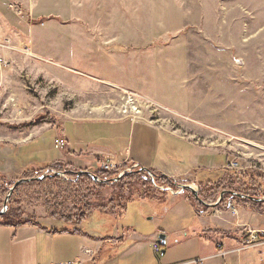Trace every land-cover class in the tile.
<instances>
[{"label":"rangeland","instance_id":"obj_1","mask_svg":"<svg viewBox=\"0 0 264 264\" xmlns=\"http://www.w3.org/2000/svg\"><path fill=\"white\" fill-rule=\"evenodd\" d=\"M0 57L8 63L0 70V142L10 144L0 152H10L14 160L6 167L11 183L21 180L24 165L64 156V134L73 150L102 147L108 132L119 131L108 120H133L138 109L144 123L216 146L220 155L212 163L219 167L235 160L240 165L233 171L257 166L264 171L261 131L255 136L258 148L250 147L253 138L246 132L251 124H264V0H0ZM156 71L158 91L149 90L153 103L136 92L134 82L141 77L148 82ZM25 136L34 138L32 143L24 145ZM92 160L86 156L75 164L89 167ZM214 172L211 181L222 171ZM182 183L147 189L158 199L150 201L136 199L145 190L135 185L134 193L125 194L135 198L127 212L98 228L106 236L122 229L145 234L161 229L168 237L163 251L172 241H185L172 234L175 204L166 196L182 193ZM29 194L22 207L25 220L63 226L48 215L44 191ZM114 205L106 202L101 211L113 214ZM54 210H62L60 202ZM99 216H92L89 226L96 229ZM191 228L185 226L190 233ZM156 257L163 258L162 250Z\"/></svg>","mask_w":264,"mask_h":264},{"label":"crops","instance_id":"obj_2","mask_svg":"<svg viewBox=\"0 0 264 264\" xmlns=\"http://www.w3.org/2000/svg\"><path fill=\"white\" fill-rule=\"evenodd\" d=\"M235 61L242 67L246 64L241 59H235ZM226 66L228 68L227 63ZM162 70H165V67H162ZM158 73L154 72L152 77L149 75L148 82L142 77L140 81L134 82L136 92L148 98L149 101H153L149 90L158 91L154 88ZM182 75L184 76V73L176 74L175 77L181 79ZM108 123L113 124L119 131L108 132L109 138L102 147H91L88 151L71 149V140L69 141L62 131L66 142L64 156L61 155L55 161L72 166L76 170L92 173L99 171V163L110 162L120 166L128 164L133 169L140 167L154 170L176 183L183 181L184 185L196 187L201 183L217 182L225 176L227 162L222 167L212 163L213 156L220 155L219 151L214 150L218 149L216 146L199 144V141H195L194 138L187 139L163 127L153 126L140 120L122 118L108 120ZM232 127L237 130L236 122L232 124ZM221 132H228L226 134L233 137L236 135L228 130ZM246 132L253 138V141H247L252 148L257 141L255 137L257 132H260L264 139V124L263 126H260V123L251 124ZM212 137H216L215 133ZM33 140L34 138L25 136L24 145H29ZM172 144L175 149H172ZM257 145L255 143L256 148H258ZM0 146L5 148L10 144L0 142ZM260 147L263 151H261L262 154L260 153V158L264 161V141L261 142ZM86 156L94 158V162L90 161L89 167H80L75 164V160ZM13 162L10 152H0V174L8 177L6 167ZM261 165L264 169V162ZM26 168H28L27 165H24V170ZM215 170H218V173L222 171L220 179L211 181L208 176H213ZM166 196L167 200L170 198L175 204L171 213L177 225L171 228L175 230L172 234L180 238L185 236L186 240L181 242L171 240L173 246L164 251L162 249L161 260L156 257L153 250V243L158 242L162 236L159 234L162 232L161 229L148 234L122 229L121 233L115 231L112 236H106L98 227H102L105 221H116V217L95 212L92 216L100 215V223L96 225V229L89 226L92 216L87 222L88 226L82 225L78 228L68 227L63 222L53 219H51L53 223L59 222L63 226L56 227L52 223H44L41 220L20 227L0 223V264H193L198 260H204L203 264H264V247L239 254L231 253L239 247L240 239L246 230H264V215L239 208L236 216L232 215L229 209L197 215L193 207L185 200L184 193L179 192L172 197ZM186 225L192 226V233L186 231ZM164 236L168 243V237ZM219 245H224V250L229 251L230 254L219 256L221 253L218 249ZM176 251L178 259L174 257Z\"/></svg>","mask_w":264,"mask_h":264},{"label":"trees","instance_id":"obj_3","mask_svg":"<svg viewBox=\"0 0 264 264\" xmlns=\"http://www.w3.org/2000/svg\"><path fill=\"white\" fill-rule=\"evenodd\" d=\"M129 168L133 167L125 164L112 172L95 171L93 174L99 180L98 182L86 174L79 176L82 170H76L74 167L59 161L26 168L22 173L21 180H36L19 185L14 190L6 213L0 216V223L6 226L20 227L36 222V220H25V212L22 209L24 200L30 196L29 193L33 189L44 191L46 197L44 207L51 219L61 221L68 227L78 228L87 223L95 212L116 218L118 215L123 216L127 212L130 200L132 198L133 201L135 200L131 194L130 196L125 194L134 193L135 185L141 186L145 190L143 195L136 198L141 201H146L149 196L146 192L147 189L164 185L178 186L171 178L151 170L153 181L150 175L146 171H142L140 167L115 181L123 170ZM53 173L64 175L66 179L53 176ZM226 173L228 176L217 182L198 185V196L203 204L199 203L191 192L184 193L185 200L193 207L195 213L204 215L216 210L228 211L231 205L250 213L264 215V201H253V199L264 200V171L257 166L253 170H226ZM14 184L8 181L6 176L0 174V212L3 210L6 197ZM107 190H111L112 193L110 195L105 194ZM223 193L225 195L218 206L210 207L209 204H216ZM153 199L156 198L149 196L148 200ZM56 201L61 203L62 210H54ZM106 202L109 205L117 204L114 206L120 213L115 210L113 215L101 211L103 206L107 207V205L101 207Z\"/></svg>","mask_w":264,"mask_h":264},{"label":"built area","instance_id":"obj_4","mask_svg":"<svg viewBox=\"0 0 264 264\" xmlns=\"http://www.w3.org/2000/svg\"><path fill=\"white\" fill-rule=\"evenodd\" d=\"M7 66L8 63L5 61V59L0 57V70H2L3 67H7ZM133 112H135V116L132 115H127V116H132L133 120H138L141 111L138 109V110H134ZM127 113L128 111L125 112V114ZM239 165H240L239 162L233 160L226 164V168L228 170L233 171L239 169ZM117 169L118 167L116 165L110 162H103L101 163V168L99 171L111 172ZM229 211L231 212L232 215L236 216L238 214L239 209L231 206L229 208ZM239 243H240L239 247L231 251V253L234 252L239 254L248 250L264 247V230H252V229L246 230V232L242 235ZM218 249L221 251L219 256H227L228 254H230L229 251L224 250V245H219ZM153 250L156 255L161 254V245L159 242L153 243ZM203 263L204 260H198L196 262H193V264H203Z\"/></svg>","mask_w":264,"mask_h":264},{"label":"water","instance_id":"obj_5","mask_svg":"<svg viewBox=\"0 0 264 264\" xmlns=\"http://www.w3.org/2000/svg\"><path fill=\"white\" fill-rule=\"evenodd\" d=\"M141 170H142V171H146V172H147V173L153 178V175L151 174V171H150V170H148V169H146V168H142ZM83 174L89 175L90 177H92V178H93L95 181H97V182L99 181V180L97 179V177H96L92 172H89V171H81V172L79 173V176H81V175H83ZM124 175H125V174H121V175L118 177V179H116L115 181H118V180L121 179ZM53 176H61V175L55 173V174H53ZM41 179H43V178H41ZM34 180H36V179H31V180H20V181H18V182L15 183V185L10 189V192H9V194H8V196H7L6 200H5V202H4V207H3V210L0 212V216H1V215H4V214L6 213V211H7V209H8V203H9V201H10L11 196L13 195L14 190H15L19 185H22V184H25V183H28V182H32V181H34ZM153 181H154V179H153ZM180 189H181L182 193H185L186 191L191 192V193L193 194V196L195 197V199H196L199 203H202V204H203V202L199 199V196H198V190L196 191L192 185H180ZM224 195H225V193H223V194L221 195V197L219 198V200H218V202H217L216 204H211V205H209V206H210V207H217L218 204L221 202L222 198L224 197ZM253 201H255V202H263L264 200H254V199H253ZM230 207H231V205L229 206V208H230ZM158 242L160 243L161 246H165V245H166V237H165L164 235L160 236Z\"/></svg>","mask_w":264,"mask_h":264},{"label":"bare ground","instance_id":"obj_6","mask_svg":"<svg viewBox=\"0 0 264 264\" xmlns=\"http://www.w3.org/2000/svg\"><path fill=\"white\" fill-rule=\"evenodd\" d=\"M192 186H193V185H192ZM193 187H194V188H197L198 186H197V187H196V186H193ZM197 189H198V188H197Z\"/></svg>","mask_w":264,"mask_h":264}]
</instances>
